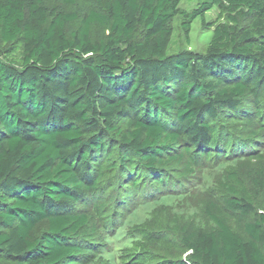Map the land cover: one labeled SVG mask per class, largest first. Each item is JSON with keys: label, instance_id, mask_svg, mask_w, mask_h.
I'll return each instance as SVG.
<instances>
[{"label": "trees", "instance_id": "16d2710c", "mask_svg": "<svg viewBox=\"0 0 264 264\" xmlns=\"http://www.w3.org/2000/svg\"><path fill=\"white\" fill-rule=\"evenodd\" d=\"M181 2L0 0V264H264V0Z\"/></svg>", "mask_w": 264, "mask_h": 264}, {"label": "rangeland", "instance_id": "374dc122", "mask_svg": "<svg viewBox=\"0 0 264 264\" xmlns=\"http://www.w3.org/2000/svg\"><path fill=\"white\" fill-rule=\"evenodd\" d=\"M202 0H182L180 3V7L183 8L184 10L190 11L198 3H200ZM218 17V8H213L209 12L206 13L204 19L203 18H198L195 20L192 24L191 32L189 35V41L186 39L187 37L185 36V33L180 27V18L178 21L174 24V35H173V40L172 43L169 47L168 53L172 54L180 49H186V50H193L194 52L197 53H204L206 50V47L208 43L211 40L212 34H213V28L205 26L204 22H207L211 24L212 22L216 21ZM259 139L262 140L263 136H259ZM214 157L210 158L209 160L213 161ZM247 162L243 165L247 168H251L254 166V163ZM178 169H180L178 167ZM182 170H180L177 173H174L175 177H181L177 178L179 180H182L184 183H187L189 187H194L197 182L200 183V173H191L189 175H181ZM185 176V177H182ZM209 183L212 182L210 177L206 178ZM220 190V189H219ZM217 190V191H219ZM152 211V210H151ZM150 213V210L148 209H141L138 217H135L133 220L136 222H143L141 225L136 227V230L133 231H139L143 236V242L139 244L136 248H131L128 250H123V258L120 259L121 264H134L136 262L142 263V264H150L149 259H150V252L152 250V245L154 239L157 238H162L164 242L161 243V249H164L167 253H170L173 251V243L174 239L171 237V233L167 232L165 228H163L160 225V230L158 228H150L149 225L146 224L145 219H147L148 214ZM145 222V223H144ZM126 233V231L124 232ZM169 234V236L167 234ZM166 240H169L168 242ZM122 246L117 248V251L120 252L122 250ZM157 248V246H156ZM160 249V246H159ZM112 250L116 251L113 247ZM117 251L114 252V254H117ZM112 257V255H111Z\"/></svg>", "mask_w": 264, "mask_h": 264}]
</instances>
